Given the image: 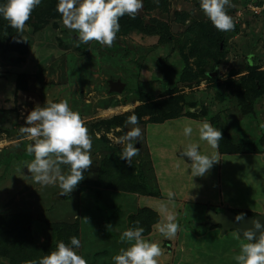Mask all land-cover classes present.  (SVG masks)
I'll return each instance as SVG.
<instances>
[{"label":"rangeland","instance_id":"rangeland-1","mask_svg":"<svg viewBox=\"0 0 264 264\" xmlns=\"http://www.w3.org/2000/svg\"><path fill=\"white\" fill-rule=\"evenodd\" d=\"M166 2H157L166 9L156 4L150 11L142 7L135 19L120 17L111 47L79 43L56 10L58 0H42L20 34L0 17V224L18 226L0 231V264H32L57 242L70 243V235L60 239L63 234L49 227L62 220H79L77 252L87 264H113L112 257L128 247L120 241L127 217L142 208L156 215L143 237L159 245L157 264H237L234 257L248 241L213 219L224 210L264 215V0H230L226 11L235 27L227 32L213 26L199 0ZM132 19L164 33L126 29ZM185 64L197 77H179ZM249 66L262 84L260 95L251 90ZM116 81L123 84L119 91L111 84ZM62 100L80 114L92 141L93 164L67 195L58 182L31 179L24 163L34 158L26 151L33 140L19 132L35 106ZM132 114L135 126L126 124ZM203 121L240 153L225 154L200 140ZM189 123L193 133L186 137ZM132 127L141 129V137L128 164L117 141ZM190 143L221 159L203 176L193 177L183 156ZM127 169L147 193L97 195L86 186L107 174L115 182ZM62 170L66 174L68 167ZM168 214L179 225L171 238L157 227ZM29 215L43 225L29 224ZM34 246L39 249L33 253Z\"/></svg>","mask_w":264,"mask_h":264},{"label":"clouds","instance_id":"clouds-1","mask_svg":"<svg viewBox=\"0 0 264 264\" xmlns=\"http://www.w3.org/2000/svg\"><path fill=\"white\" fill-rule=\"evenodd\" d=\"M41 3L42 0H3L0 3V17L8 21L18 34L23 33L33 9ZM199 4L217 30L227 32L234 29L233 18L226 11L230 0H199ZM142 7L143 0H58L56 10L61 14L64 26L76 34L79 43L87 44L94 40L111 47L120 30V17L127 14L134 19ZM187 110L193 111L191 108ZM24 120L19 132L33 140L26 151L34 158L24 163L31 179L41 185L58 182L60 194L71 193L84 179V170L93 164L90 156L92 141L80 114L70 108L67 100L46 101L43 106H35ZM126 124L137 125V116L129 115ZM183 133L186 137L192 135L191 123L183 128ZM140 137L141 129L132 127L117 141L124 145L120 159L131 164L132 158L138 154L136 144L140 142ZM199 139L217 149L222 132L210 122L203 121L199 125ZM183 156L191 161L193 177L205 175L221 160L215 153H201L197 143L188 144ZM62 166L68 167L66 174ZM167 195L171 200L174 193L169 192ZM166 221L157 226L158 231L164 237L171 238L179 225L172 214L166 216ZM254 227L260 230V234L254 239L252 230L243 233L248 242L241 243L240 254L234 257L237 264H264V225L256 220ZM143 233L144 228L138 222L137 226L120 233V241L127 243L128 247L121 248L112 257L113 264H157L156 258L161 255V249L156 242L145 239ZM80 247L81 240L72 236L70 243L57 242L54 251L32 264H87L86 259L77 252Z\"/></svg>","mask_w":264,"mask_h":264},{"label":"trees","instance_id":"trees-1","mask_svg":"<svg viewBox=\"0 0 264 264\" xmlns=\"http://www.w3.org/2000/svg\"><path fill=\"white\" fill-rule=\"evenodd\" d=\"M165 4H167L166 0H164ZM157 4L156 0H143V8L144 10L150 11L152 9H154V6ZM158 8H163L166 9L161 5L157 4ZM135 19V18H134ZM139 21L136 20H130V22L128 23V28L126 29H136L139 30L140 32L144 33V34H148V35H154L155 33H164V30L161 29L158 25H154V26H149V25H142L143 22L140 21V23H138ZM140 27V28H139ZM221 39V36H218L214 43L217 42V40L219 41ZM186 65V64H185ZM254 71L255 68L253 66H249V76H250V81H251V90L254 91V93L257 94H261L262 91L260 89V85L258 83V79L257 76L254 75ZM192 69L187 67V65L185 66V68L182 70L181 74H180V78L184 80V78H194V75L197 77V74L195 73H191ZM250 103H248V110L250 111ZM218 129V128H217ZM222 135H224V133H222ZM225 136V135H224ZM229 138V137H228ZM230 144V142H228ZM228 143H224L222 141L219 142V150L222 153L225 154H231V153H240V150L235 149L236 146H233V144L231 143L230 145H228ZM121 173V179H117L114 180L115 182L111 181L108 178V174H107V178H105L104 180H108L111 184H109L108 182H101L100 179H98L97 181H90L88 183H86V186L91 187L93 189H88V190H97L98 193L97 195H100V190H107L113 193H123V194H135V193H141L142 195L147 193L146 188L140 183H135L134 180H132V178L129 177V175L127 176L126 174H132L133 173L131 171H129L128 169L125 172H119ZM139 184V185H138ZM85 186V184H84ZM94 190V191H95ZM83 192V191H82ZM63 201V200H62ZM74 211H76V209H74ZM73 211V213H74ZM146 214H149V216L147 217ZM236 214L241 215V216H249V212H245V213H239L237 212ZM22 215H24L22 213ZM43 216V215H42ZM30 220H29V224H38L40 225L42 222L41 221H36L33 218L36 216L31 217V215L27 216ZM44 219L46 220V216H43ZM47 217H50L47 216ZM5 217L0 216V222L3 221L4 222ZM58 221V220H56ZM156 221V215L154 214V212H151L150 210H147L145 208L142 209H138L135 213H133L132 215H129L127 217V228H131V227H135L137 226V222L139 223V226H142L144 228V233L143 235H147V231H149V229L151 228V225L153 222ZM79 220H74L73 221H66V220H62V222H56L55 224H51L49 227L51 229L52 232H59V234H63L62 236H60V239L66 240L67 235H70L68 237H72V236H76L78 237L77 232L80 229V225H78ZM76 223L75 226H73L72 224ZM43 225V223H42ZM17 224L15 225H10V226H6L5 228L0 224V231L3 232L4 230L7 231H14L17 228ZM126 229V228H125ZM17 231V230H16ZM234 231V230H231ZM245 238V237H243ZM39 248L34 246L33 249H31L34 252H37Z\"/></svg>","mask_w":264,"mask_h":264},{"label":"water","instance_id":"water-1","mask_svg":"<svg viewBox=\"0 0 264 264\" xmlns=\"http://www.w3.org/2000/svg\"><path fill=\"white\" fill-rule=\"evenodd\" d=\"M115 90H121L123 84L119 81L111 83ZM189 160L188 158H186ZM61 196V195H60ZM240 217L237 219V217ZM223 230H234L238 233L239 236L244 237L243 233L246 230H252L255 233V237H258L260 234V230L255 229L254 221L259 220L262 225H264V215L258 217H251V216H241L230 212L229 210H224L223 213L215 214L214 219Z\"/></svg>","mask_w":264,"mask_h":264},{"label":"crops","instance_id":"crops-1","mask_svg":"<svg viewBox=\"0 0 264 264\" xmlns=\"http://www.w3.org/2000/svg\"><path fill=\"white\" fill-rule=\"evenodd\" d=\"M243 242H244V240H243ZM227 243H229V242L227 241L226 244H227Z\"/></svg>","mask_w":264,"mask_h":264}]
</instances>
